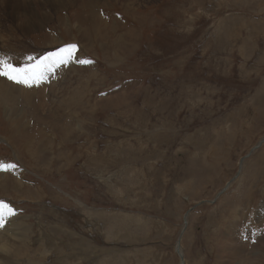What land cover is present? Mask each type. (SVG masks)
<instances>
[{
  "label": "rangeland",
  "instance_id": "rangeland-1",
  "mask_svg": "<svg viewBox=\"0 0 264 264\" xmlns=\"http://www.w3.org/2000/svg\"><path fill=\"white\" fill-rule=\"evenodd\" d=\"M0 13V56L34 52L13 65L76 45L31 98L0 93L14 264H181L186 213L185 264H264V0H2Z\"/></svg>",
  "mask_w": 264,
  "mask_h": 264
},
{
  "label": "snow or ice",
  "instance_id": "snow-or-ice-1",
  "mask_svg": "<svg viewBox=\"0 0 264 264\" xmlns=\"http://www.w3.org/2000/svg\"><path fill=\"white\" fill-rule=\"evenodd\" d=\"M75 49L76 45H68L55 53L43 57L37 63H26L22 66L13 65L10 57L0 56V76H4L18 84L31 86L44 80L47 72L53 71L61 64H67L72 58ZM27 59L28 61H32L33 57H28ZM79 62L82 64L91 63L88 60H81ZM14 167L15 165L0 163V170L6 171ZM5 213L9 216L15 214L14 210L8 204L0 201V227L3 226L2 220Z\"/></svg>",
  "mask_w": 264,
  "mask_h": 264
},
{
  "label": "bare ground",
  "instance_id": "bare-ground-1",
  "mask_svg": "<svg viewBox=\"0 0 264 264\" xmlns=\"http://www.w3.org/2000/svg\"><path fill=\"white\" fill-rule=\"evenodd\" d=\"M2 0H0L1 2ZM46 1H52L53 0H46ZM2 4V3H1ZM5 4V2H4ZM3 6V5H2ZM2 13L4 14V12L2 11ZM2 13H0V34L2 32V29L3 28V15ZM17 28V27H16ZM1 37V36H0ZM16 37V36H15ZM14 38V37H13ZM2 39V38H1ZM5 41V40H4ZM11 42V40H10ZM23 45V44H22ZM26 45V44H25ZM3 47H5L4 45H2ZM2 47V48H3ZM12 49L7 51V53H5L6 55L8 54V57H10L12 60L13 59H20V62H22V59L25 58L27 55L31 54L29 57H31L34 52H31L29 50L26 49L27 46H23L24 48L21 49V47L16 44H11ZM1 48V47H0ZM30 48V47H29ZM24 49V50H23ZM29 51V52H28ZM2 53V52H1ZM16 61V60H15ZM19 61V60H17ZM16 63V62H15ZM19 63V62H18ZM15 65V64H14ZM1 79H4L6 81V84L4 85V88H0V93L2 94V98L1 100L3 102H5V98L7 99V101H10V102H13L15 103L14 105H17V101L21 100L20 97L21 96H24L25 98H31L34 94V84H32L31 86H26L24 84H18V83H15L9 79H7L6 77L4 76H0V80ZM27 90H29V92H27ZM11 91V92H10ZM21 93L20 94V97L17 95V98L16 96L14 95L15 93ZM18 99V100H17ZM5 104V103H4ZM14 114L18 113V109L14 110L13 111ZM19 114V113H18ZM13 117V116H12ZM14 124V123H12ZM16 124H14L15 126ZM224 191V190H223ZM221 192V191H220ZM220 194V193H219ZM187 214V213H186ZM185 223H186V220H185ZM10 226L12 225L11 223L9 224ZM9 230L8 228V225H3L2 227H0V264H14V262L16 260H18L19 256L22 254L21 251H19L16 247H17V241L16 239H18L17 237H7L5 236L3 233L5 232L4 230ZM185 225H184V229H183V233L185 232ZM182 233V234H183ZM184 235V234H183ZM183 235L181 237H179V240L177 242V245H176V249H177V252H179L178 248H180V250H182L181 248V241L183 239ZM182 253V252H181ZM183 255V254H182ZM24 257H21L20 260H23ZM181 264H185V260H184V257L181 256ZM31 264H33L31 262Z\"/></svg>",
  "mask_w": 264,
  "mask_h": 264
},
{
  "label": "water",
  "instance_id": "water-1",
  "mask_svg": "<svg viewBox=\"0 0 264 264\" xmlns=\"http://www.w3.org/2000/svg\"><path fill=\"white\" fill-rule=\"evenodd\" d=\"M222 193H224V191H222L219 195H221ZM188 212H191V211H188ZM185 220H186V223H185V230H186V227L188 226L187 214H185L184 221H185ZM185 230H184V231H185ZM182 233H183V232H182ZM182 235H183V234H181L180 237H181ZM178 250H179L178 254L180 255V257H181V256L184 257V255H182L183 253H181L180 248H178Z\"/></svg>",
  "mask_w": 264,
  "mask_h": 264
}]
</instances>
